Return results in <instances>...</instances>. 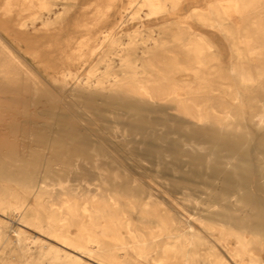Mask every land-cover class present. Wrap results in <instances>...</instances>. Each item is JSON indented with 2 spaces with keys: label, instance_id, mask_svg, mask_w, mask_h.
<instances>
[{
  "label": "bare ground",
  "instance_id": "6f19581e",
  "mask_svg": "<svg viewBox=\"0 0 264 264\" xmlns=\"http://www.w3.org/2000/svg\"><path fill=\"white\" fill-rule=\"evenodd\" d=\"M118 1L0 0V264H264V0ZM144 8L156 35L126 28ZM29 131L40 149L26 155ZM111 146L170 164L191 219L139 203L100 159L95 192L54 171Z\"/></svg>",
  "mask_w": 264,
  "mask_h": 264
},
{
  "label": "rangeland",
  "instance_id": "374dc122",
  "mask_svg": "<svg viewBox=\"0 0 264 264\" xmlns=\"http://www.w3.org/2000/svg\"><path fill=\"white\" fill-rule=\"evenodd\" d=\"M136 1L137 0H119L118 1V5L120 7H126L128 8L129 10L126 11V13L130 12L133 7L135 6L136 4ZM79 4H82L81 2H79ZM61 7L60 6H57L55 7V9H60ZM147 10L146 8L143 9V11L140 13V21H130L128 26L126 28H132L134 26H138L141 23H143L145 25V28L147 26H150L151 28L154 29V35L157 34V26L159 25V23L161 22V18H156V17H146V14L148 13V11H145ZM143 13V14H142ZM142 14V15H141ZM144 16V17H143ZM135 22V23H134ZM142 30V28H141ZM24 56V55H23ZM25 57V56H24ZM27 57V56H26ZM28 61H31V59L29 57H27ZM40 68V69H39ZM34 69L36 70V72L43 77L44 80L50 82L47 74L44 72V68L42 67H34ZM39 70V71H38ZM82 74H85V71H81L80 72V76H82ZM51 83V82H50ZM66 100V101H65ZM57 101V102H55ZM55 105L57 106L59 112H66L68 113L69 115H71V113L73 114L74 112V115L73 117H71L74 122H76L79 127L81 126L82 128H85V127H91L92 129H98L100 126V131H99V135L103 134L101 133L103 127L101 125L100 122H96L94 123V118L92 115H90V118H89V114H90V109H87V108H84L83 106H81L80 104H77L76 105V101L74 100H69V98H64V100L61 98L55 100ZM69 101V102H68ZM54 102L52 104H54ZM63 102V103H61ZM67 102V104H66ZM72 102V103H71ZM74 102V103H73ZM71 103V104H69ZM63 104V105H62ZM65 104V105H64ZM73 104V105H72ZM62 105V106H61ZM72 108H71V106ZM39 107V105H37ZM60 106V107H59ZM69 106V108L67 109V107ZM77 110H75V108ZM79 106V107H78ZM66 107V109H65ZM31 110L33 108V110L35 109V107L33 106H30L29 107ZM82 111H81V110ZM71 110V112H70ZM79 110V111H78ZM69 111V112H68ZM73 111V112H72ZM61 112V113H62ZM87 112V113H86ZM21 120L23 119L22 116H18ZM85 117V118H84ZM87 117V118H86ZM80 120V121H78ZM34 121V120H33ZM40 121H43V120H38L39 122V125H42V123ZM35 122H37V120L35 119ZM90 122V123H89ZM83 123H85L83 125ZM31 132V133H30ZM23 134V135H21ZM113 133H111L112 135ZM118 133H115L113 134L112 136L109 134V136L112 138L113 143L115 145H118L119 143H116V142H121L122 141V137L121 135H117ZM21 135V136H20ZM104 136H106V134H103ZM32 136V137H31ZM19 137V138H18ZM23 137V138H22ZM36 137V133L34 131H29V133H19V136L17 134L16 136V140L18 142V144L21 146L20 147V151L25 153L26 155H31L32 153L34 154V152L38 151L40 149V144H37L35 142V138ZM113 137L115 139H118L117 141L115 139H113ZM118 137V138H117ZM28 140H27V139ZM172 136H170L168 139H167V143L171 142L172 140ZM33 139V140H32ZM91 139V140H90ZM90 141H94V137H90ZM21 141V142H20ZM27 141V142H26ZM116 141V142H115ZM20 142V143H19ZM26 143V144H25ZM35 143V145H33ZM33 146V147H32ZM116 148V149H115ZM26 149V150H25ZM28 150V151H27ZM111 150V151H110ZM126 150V151H125ZM106 153L104 152V155H100L97 157V159L93 158L91 153H88L84 156H81L77 153H71L68 157V159H66V165H62V164H58V165H55L54 166V171L58 172L59 174H61L62 176L65 177V180H67V183L68 185L72 188V189H75L76 190L78 189V187H83V188H87L89 189L91 192H95L96 191V186L98 184L97 182V177H98V171L97 170H94V164H98V168L100 170H104V169H116L118 171V173L124 177L125 175H128L129 177V184L131 187H134V188H140L141 189V192H138L137 194V201L139 203H142V202H151V203H154V204H162V209L166 212H170V214H166L165 216L168 218V220H170V218H175L177 220L179 219H182V220H189L190 218V214H193V207L189 204H185L183 202H181L182 200L181 199H178L180 198V196L178 195V192H177V189L175 188V185H174V173L172 172V170L170 168L171 165L170 164H162L160 165L159 167L157 166L156 162L155 161H151V160H144V162H139V163H135L134 162V159L133 157L130 156V154L128 153V149L125 148H121V147H113L111 146V148L109 149H106L105 150ZM46 152V156L49 157V158H52V153L47 150L45 151ZM112 152V153H111ZM127 152V153H126ZM129 154V155H128ZM106 155V156H105ZM80 156V157H79ZM104 156V157H103ZM111 156V157H110ZM118 156H121L118 157ZM73 157V158H72ZM107 157H110V158H107ZM73 160H72V159ZM87 158V159H86ZM111 158L113 160H111ZM77 161H75V160ZM92 159V160H91ZM99 159H100V162H99ZM102 159H105L104 161H102ZM110 159V160H109ZM125 159V160H124ZM128 159V160H127ZM81 162H80V161ZM109 160V162H108ZM115 162H111V161H114ZM118 160V161H117ZM121 160V161H119ZM88 161V163H87ZM92 161V162H90ZM129 161V162H128ZM170 161V159L168 158L167 159V163ZM84 162V164H82ZM78 163H81L78 165ZM85 163L87 165H85ZM94 163V164H93ZM107 163V164H106ZM125 163V165H124ZM128 163V164H127ZM150 163V165L148 164ZM71 164H73V166H71ZM76 164V166H75ZM91 165L90 167H88V165ZM104 164V165H103ZM130 164V165H129ZM139 164V165H138ZM82 165V167L80 166ZM119 165V167H118ZM127 165V166H126ZM133 165V166H132ZM138 165V166H137ZM140 165L141 167L143 168H140ZM80 166V168H78ZM93 166V167H92ZM104 166V167H103ZM125 166V167H124ZM147 166V167H146ZM151 166V167H150ZM61 167V168H60ZM76 167V168H75ZM103 167V168H102ZM150 167V168H149ZM89 168V169H88ZM69 169V170H68ZM80 169V170H79ZM83 169V171H81ZM75 170V171H74ZM73 171V172H71ZM71 172V173H70ZM83 172V173H82ZM70 173V174H69ZM70 175V176H69ZM70 178H69V177ZM68 177V178H67ZM77 177V178H76ZM88 177V178H87ZM87 178V179H86ZM71 179V180H69ZM69 180V181H68ZM74 180V181H72ZM90 184V185H88ZM95 184V185H94ZM90 188L94 189V190H91ZM178 197V198H177ZM178 202V203H177ZM183 203V204H182ZM179 206V207H177ZM181 206H183V209ZM192 207V208H191ZM178 208V209H176ZM167 209V210H166ZM175 209L178 211H175ZM181 210V211H180ZM177 212V213H176ZM191 212V213H190ZM175 213V214H174ZM177 215V216H176ZM185 215V216H184ZM187 215V216H186ZM138 216L139 214L136 213V212H130L128 217H131L132 219L134 220H137L138 219ZM163 216V215H161ZM184 216V217H183ZM181 217V218H180ZM191 219V218H190ZM194 227L199 229L198 228V225L196 223H193ZM208 236V235H207ZM218 250H222L220 248V246L218 247ZM221 253L223 252L220 251ZM224 253V252H223ZM222 253V254H223ZM223 255L226 256V253H224ZM262 256L264 258V252L262 253Z\"/></svg>",
  "mask_w": 264,
  "mask_h": 264
}]
</instances>
